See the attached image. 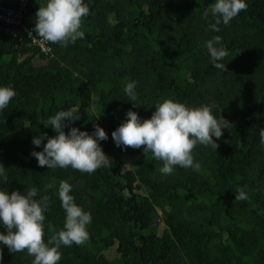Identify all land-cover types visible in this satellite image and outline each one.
<instances>
[{"label": "trees", "instance_id": "obj_1", "mask_svg": "<svg viewBox=\"0 0 264 264\" xmlns=\"http://www.w3.org/2000/svg\"><path fill=\"white\" fill-rule=\"evenodd\" d=\"M215 0H84L82 39L66 45L48 43L44 55L24 32L5 33L0 23V86L17 95L0 111V164L6 176L0 188L9 194L31 187L47 194V224H64V210L53 188L73 186L78 205L91 213L89 239L62 246L58 264H264V0H246L247 9L214 32ZM46 0H30L22 25L35 27ZM0 6H18L0 0ZM22 27H20L21 29ZM34 32V31H33ZM35 34V33H34ZM219 35L228 48L220 71L210 63L205 43ZM136 81V100L124 93ZM172 99L189 107L213 105V114L229 122L217 149L197 145L199 171L177 166L162 175L163 162L151 153L122 150L112 132L131 110L149 119L158 103ZM75 107L80 120L70 127L91 134L98 124L108 135L101 147L110 159L94 173L71 167L38 166L32 139L56 133L43 122ZM243 188L246 201H236ZM39 195L36 197L39 198ZM0 226V231H3ZM0 247H3L0 245ZM115 252L112 253V250ZM2 264H32L24 252L0 250Z\"/></svg>", "mask_w": 264, "mask_h": 264}, {"label": "clouds", "instance_id": "obj_2", "mask_svg": "<svg viewBox=\"0 0 264 264\" xmlns=\"http://www.w3.org/2000/svg\"><path fill=\"white\" fill-rule=\"evenodd\" d=\"M247 9L246 0H215L203 12V17L210 14L214 23L209 29L219 32V25H229L230 21ZM89 7L84 0H46L36 12L35 37L51 44L66 45L82 39L85 33L82 20L89 15ZM31 35V33L29 34ZM210 56L211 65L227 71L224 59L228 56V48L217 35L205 43ZM136 81H131L124 87V93L130 101L136 100ZM17 95L11 86H0V111L9 105ZM213 105L189 107L179 101L166 99L155 106L149 119H142L138 113L129 110L126 120L112 132V139L117 147L126 150L128 147L141 149L143 153H151L155 159L163 162L159 169L162 175H171L179 166L183 169L199 171L200 162L194 160L193 149L197 145H212L217 149L223 129L229 128V122L221 115L213 114ZM79 110L75 107L58 111L54 116L43 122L45 128H51L56 135L49 138L45 134L33 137L32 144L39 148L43 141L42 151H32L38 166L48 169L69 168L81 173H94L98 168L106 167L109 158L104 153L101 143L108 139L105 130L98 124L94 131L88 133L79 128L64 129L81 119ZM215 138V140L213 139ZM260 143L264 145V128L260 131ZM6 176V168L0 164V178ZM55 188V195L60 200L64 210V224L56 230L51 223L47 231L51 233L47 242L45 235V213L51 205L49 195H39L36 187H31L23 193L0 188V245L7 247L10 253L24 252L33 257L32 264H58L61 260L62 246L73 244L83 245L89 239L87 226L92 222L91 213L78 205L71 194L73 186L68 181H60L58 187L53 184L45 186L44 192ZM39 195V198L36 197ZM248 194L243 188L235 193L236 201H246ZM3 247H0L2 250ZM2 264V255H0Z\"/></svg>", "mask_w": 264, "mask_h": 264}, {"label": "built area", "instance_id": "obj_3", "mask_svg": "<svg viewBox=\"0 0 264 264\" xmlns=\"http://www.w3.org/2000/svg\"><path fill=\"white\" fill-rule=\"evenodd\" d=\"M17 1L18 6L16 8L0 6V23L5 27V33L11 37H17L20 31L24 32L31 46L36 47L39 53L48 55L51 52L48 42L36 38L33 29L22 25V15L30 0ZM20 27L22 28L20 29ZM30 33L31 35H29Z\"/></svg>", "mask_w": 264, "mask_h": 264}, {"label": "rangeland", "instance_id": "obj_4", "mask_svg": "<svg viewBox=\"0 0 264 264\" xmlns=\"http://www.w3.org/2000/svg\"><path fill=\"white\" fill-rule=\"evenodd\" d=\"M114 252H115V249L112 250V253H114Z\"/></svg>", "mask_w": 264, "mask_h": 264}]
</instances>
